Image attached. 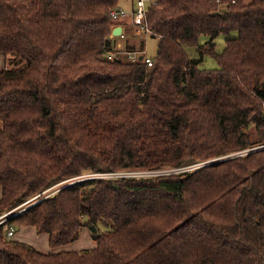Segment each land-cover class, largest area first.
Wrapping results in <instances>:
<instances>
[{"label": "trees", "instance_id": "trees-1", "mask_svg": "<svg viewBox=\"0 0 264 264\" xmlns=\"http://www.w3.org/2000/svg\"><path fill=\"white\" fill-rule=\"evenodd\" d=\"M122 1L0 0V215L37 196L0 225V264H264V0L148 3L152 65L125 53L143 39ZM138 168L177 169L81 178ZM10 225L100 236L46 253Z\"/></svg>", "mask_w": 264, "mask_h": 264}, {"label": "rangeland", "instance_id": "rangeland-1", "mask_svg": "<svg viewBox=\"0 0 264 264\" xmlns=\"http://www.w3.org/2000/svg\"><path fill=\"white\" fill-rule=\"evenodd\" d=\"M151 1H153V0H147V4L150 3ZM133 2L135 3L136 0H129L128 3H129L130 8H128L126 6L127 9H129V10H132L133 9V8H131ZM124 4H126V0L125 1H122V4L121 5L124 6ZM230 35L231 36H237V32H232V34H230ZM137 36H140L139 39H143L141 41V45H139L140 44L139 43L140 40L139 41H136L137 49H139L140 51H142V49H144L143 54L145 56L154 57L155 54H156V52H157L159 38L158 37H154L151 34L150 35L144 34V35H137ZM227 37H229V36L228 35H225V34H220L215 39L216 42H217V48H218V50H222L225 47ZM133 38H137V37L134 36ZM208 39H209V36L208 35H202L200 37V42L204 43ZM187 49H188V53L190 54V56H192V57H197L198 56L199 53H198V51L196 50L195 47H187ZM200 66L202 68L212 69V68L218 67V62L211 55H206L205 58H204V61L201 63ZM247 151L248 150L246 149V150H241V151H237V152H232V153H229V154H225L223 156H219V157H216V158H212L211 160L222 159L223 157H226V156L228 157L229 155H235V154H238V153L245 154ZM211 160H209V161H211ZM209 161H205V162H209ZM205 162L193 163V164L184 166V168L181 167L179 169H182L183 170V169L195 168V167H198V166L203 165V163H205ZM197 164H200V165L197 166ZM174 169H177V168H165V169L161 168L159 171H156L155 174H157L159 172H161V173H167V172H170V171H172ZM153 170H157V169L138 168V169H127V170H122V171H118V172H126L127 174H131V172H135V174L137 176H144V175H148V174H154V172H152ZM85 174L87 175L88 173H85ZM127 176H135V175H127ZM82 178H83V176H82ZM70 182H71L70 180L63 181V182L57 184L56 187H59V186H61L63 184H67V183H70ZM56 187L54 186V187L48 189L47 192H49V193L53 192ZM0 191H1V188H0ZM36 197H33V198L29 199L28 201H26L24 204L20 205L19 207L14 208L15 213L20 212L21 210H23L27 206H29L31 203H33V200ZM11 215H14V214H11ZM99 228H100V231L101 232H104V231L110 230L112 227L110 225H106V224H104V223L101 222L99 224ZM22 230L24 232H29L28 235L24 236V238L27 241L28 240L31 241L30 239H32V238L35 239L36 238L35 236H37V235L38 236H46V235H44V233H38L35 230H34V233L32 234L33 229L27 230V228H25V229H22ZM22 230H20V226L19 227H16L15 228V232L16 233H15V235L13 237L15 239L21 240L23 238ZM29 243H31V242H29ZM97 244H98V242H97V239L94 238V236H93V232L91 230V226H84L82 228V230H81L80 237L77 240L73 241V242H70V243H68L66 245L59 246V247H50L49 244H48V242H47L48 251H46V252H61L63 250L89 249V248L96 247ZM47 247H46V249H47Z\"/></svg>", "mask_w": 264, "mask_h": 264}, {"label": "built area", "instance_id": "built-area-1", "mask_svg": "<svg viewBox=\"0 0 264 264\" xmlns=\"http://www.w3.org/2000/svg\"><path fill=\"white\" fill-rule=\"evenodd\" d=\"M220 2V0H217ZM151 3H155V0L151 1ZM221 4H224L221 2ZM147 12H148V4L147 0H136V5L132 10H129L122 5L112 9L111 11V17L113 20L117 21H123L125 19H130L131 24L133 25V34L134 35H150L152 34V29L149 27L147 23ZM119 36L121 38H127L129 35L122 31L120 32ZM126 54H128V58L133 61L145 60L149 65H152L154 62V58L151 56H145L140 51H125ZM110 54V53H109ZM142 56V58H141ZM109 57H113L112 54L109 55ZM176 170V169H174ZM172 170V171H174ZM156 171L159 170H153L154 174ZM171 172V171H170ZM161 173V172H159ZM127 175H136L135 172H131V174H127L126 172H114V173H97V174H87L83 176V178H90V177H107V176H127ZM149 175V174H148ZM82 178V177H81ZM82 178V179H83ZM14 210L8 211L2 215H0V225L5 224V222L8 220L11 214H17L13 212ZM13 212V213H12ZM12 216V215H11ZM9 227V226H8ZM15 233V227L13 225H10V227L7 230V236L12 237Z\"/></svg>", "mask_w": 264, "mask_h": 264}, {"label": "crops", "instance_id": "crops-1", "mask_svg": "<svg viewBox=\"0 0 264 264\" xmlns=\"http://www.w3.org/2000/svg\"><path fill=\"white\" fill-rule=\"evenodd\" d=\"M125 1V0H124ZM129 0H126V4H124V6L123 7H128V8H130V6H129ZM135 5V3L133 2V4H132V6H131V8H133V6ZM126 7V8H127ZM6 65H7V63H6V58H5V56H4V54H2V53H0V70H2V69H4L5 67H6ZM0 196H1V191H0ZM25 228H27V230H29V229H33V231H32V234L34 233V230L36 231V232H38L37 231V229H36V227L35 226H20V230H22V229H25ZM17 231V230H16ZM16 233V232H15ZM15 233H14V235H15ZM39 233V232H38ZM29 234V232H24L23 230H22V235H23V238L21 239V241H25V242H27V243H29V242H31L30 244H32L34 247H36L38 250H40V251H43V252H46V251H48V247H47V242H48V244H49V234L48 233H44V235H46V236H35L36 238L35 239H30L31 241H27L25 238H24V236H26V235H28ZM13 235V236H14ZM11 237L12 239H15L14 237ZM33 236V235H32ZM16 240H18V239H16ZM50 246V245H49ZM46 247H47V249H46ZM51 247V246H50ZM59 247V246H58ZM46 253H49V252H46ZM54 253H56V252H54Z\"/></svg>", "mask_w": 264, "mask_h": 264}, {"label": "water", "instance_id": "water-1", "mask_svg": "<svg viewBox=\"0 0 264 264\" xmlns=\"http://www.w3.org/2000/svg\"><path fill=\"white\" fill-rule=\"evenodd\" d=\"M141 58H142V56H141ZM91 230L93 232L94 238L98 239L100 234L98 233L97 227L95 225H91Z\"/></svg>", "mask_w": 264, "mask_h": 264}]
</instances>
